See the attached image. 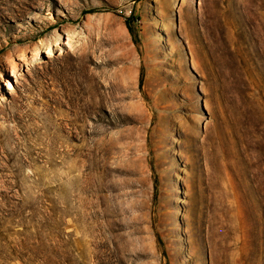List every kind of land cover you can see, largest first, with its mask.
<instances>
[{"label":"rangeland","instance_id":"rangeland-1","mask_svg":"<svg viewBox=\"0 0 264 264\" xmlns=\"http://www.w3.org/2000/svg\"><path fill=\"white\" fill-rule=\"evenodd\" d=\"M0 264H264V0H0Z\"/></svg>","mask_w":264,"mask_h":264},{"label":"trees","instance_id":"trees-1","mask_svg":"<svg viewBox=\"0 0 264 264\" xmlns=\"http://www.w3.org/2000/svg\"><path fill=\"white\" fill-rule=\"evenodd\" d=\"M129 29L131 30V32H132L133 35H134V31H133L132 27L129 26ZM134 41H135L136 44L139 45L140 40H139V38H138V36H137L136 34L134 35ZM144 79H145V73H144V68H142V69H141V72H140V84H141V85L143 84Z\"/></svg>","mask_w":264,"mask_h":264},{"label":"water","instance_id":"water-1","mask_svg":"<svg viewBox=\"0 0 264 264\" xmlns=\"http://www.w3.org/2000/svg\"><path fill=\"white\" fill-rule=\"evenodd\" d=\"M198 4V0H196V5ZM176 22L178 24V16L176 15Z\"/></svg>","mask_w":264,"mask_h":264}]
</instances>
